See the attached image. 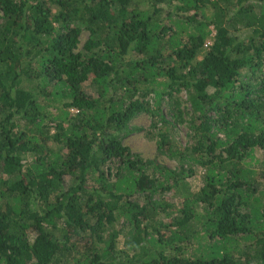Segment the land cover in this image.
Wrapping results in <instances>:
<instances>
[{
  "label": "trees",
  "instance_id": "trees-1",
  "mask_svg": "<svg viewBox=\"0 0 264 264\" xmlns=\"http://www.w3.org/2000/svg\"><path fill=\"white\" fill-rule=\"evenodd\" d=\"M0 264H264V0H0Z\"/></svg>",
  "mask_w": 264,
  "mask_h": 264
},
{
  "label": "rangeland",
  "instance_id": "rangeland-1",
  "mask_svg": "<svg viewBox=\"0 0 264 264\" xmlns=\"http://www.w3.org/2000/svg\"><path fill=\"white\" fill-rule=\"evenodd\" d=\"M88 36H89L88 32L84 31L81 37L80 47L84 45ZM181 95L183 97L182 103L180 105V108L182 110L181 115L174 116V110H173L174 107L173 106L170 107V105L164 106V113L171 121L175 122L178 127L174 134L175 140L182 143L183 145H186L189 143L188 128L185 122L179 120L186 119L187 116L183 111H185V109L188 108L189 105L185 100L187 97L185 92H182ZM76 112L77 111L75 109L72 110V113L76 114ZM151 122H152L151 116L146 112H143L133 117L130 122V127L136 126L142 128V130L139 132H134L128 138H126L125 144L128 145L134 153L139 154L145 160L146 159L156 160V162L175 168L177 166V161L170 159L166 155H163L158 152L157 136L151 138L148 135V131H150L151 129L150 128ZM151 133L155 134L154 131H152ZM197 176L190 179L191 184L195 187L202 184V177L200 175ZM116 228H117L116 231L119 232V234L121 235L119 237L118 246L123 247L124 234L125 231H127V227L120 229V226H118Z\"/></svg>",
  "mask_w": 264,
  "mask_h": 264
}]
</instances>
